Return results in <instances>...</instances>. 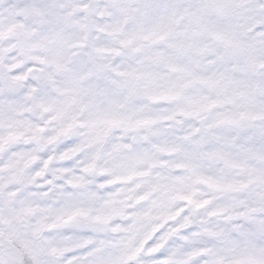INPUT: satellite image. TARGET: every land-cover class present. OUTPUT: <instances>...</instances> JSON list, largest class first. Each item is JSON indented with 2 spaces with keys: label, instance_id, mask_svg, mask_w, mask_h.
<instances>
[{
  "label": "snow or ice",
  "instance_id": "obj_1",
  "mask_svg": "<svg viewBox=\"0 0 264 264\" xmlns=\"http://www.w3.org/2000/svg\"><path fill=\"white\" fill-rule=\"evenodd\" d=\"M0 264H264V0H0Z\"/></svg>",
  "mask_w": 264,
  "mask_h": 264
}]
</instances>
